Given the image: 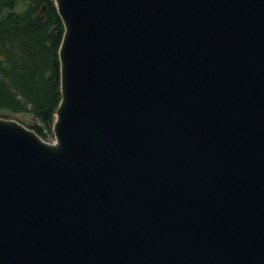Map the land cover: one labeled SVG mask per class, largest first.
Here are the masks:
<instances>
[{
  "label": "water",
  "instance_id": "95a60500",
  "mask_svg": "<svg viewBox=\"0 0 264 264\" xmlns=\"http://www.w3.org/2000/svg\"><path fill=\"white\" fill-rule=\"evenodd\" d=\"M44 141L0 118V264H264V0H53Z\"/></svg>",
  "mask_w": 264,
  "mask_h": 264
},
{
  "label": "trees",
  "instance_id": "16d2710c",
  "mask_svg": "<svg viewBox=\"0 0 264 264\" xmlns=\"http://www.w3.org/2000/svg\"><path fill=\"white\" fill-rule=\"evenodd\" d=\"M63 30L53 0H0V110L32 114L41 138L61 98Z\"/></svg>",
  "mask_w": 264,
  "mask_h": 264
},
{
  "label": "rangeland",
  "instance_id": "374dc122",
  "mask_svg": "<svg viewBox=\"0 0 264 264\" xmlns=\"http://www.w3.org/2000/svg\"><path fill=\"white\" fill-rule=\"evenodd\" d=\"M0 118L15 119L29 129H31V125L38 124L37 120L30 113H10L6 110H0ZM44 133L45 137L42 138L44 141L48 143H53V141H55L53 132L50 133L49 131L44 130Z\"/></svg>",
  "mask_w": 264,
  "mask_h": 264
},
{
  "label": "built area",
  "instance_id": "2783aa9c",
  "mask_svg": "<svg viewBox=\"0 0 264 264\" xmlns=\"http://www.w3.org/2000/svg\"><path fill=\"white\" fill-rule=\"evenodd\" d=\"M53 142H55V141H53Z\"/></svg>",
  "mask_w": 264,
  "mask_h": 264
}]
</instances>
